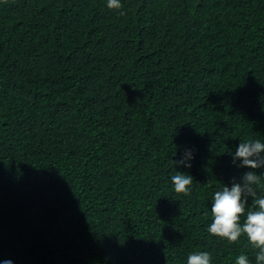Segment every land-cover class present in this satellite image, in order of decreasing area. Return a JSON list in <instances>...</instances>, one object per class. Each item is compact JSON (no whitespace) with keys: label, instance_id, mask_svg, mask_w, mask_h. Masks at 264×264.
<instances>
[{"label":"trees","instance_id":"trees-1","mask_svg":"<svg viewBox=\"0 0 264 264\" xmlns=\"http://www.w3.org/2000/svg\"><path fill=\"white\" fill-rule=\"evenodd\" d=\"M120 3L0 0V264H255L207 228L264 142V0Z\"/></svg>","mask_w":264,"mask_h":264},{"label":"clouds","instance_id":"clouds-1","mask_svg":"<svg viewBox=\"0 0 264 264\" xmlns=\"http://www.w3.org/2000/svg\"><path fill=\"white\" fill-rule=\"evenodd\" d=\"M109 9H119L120 0H107ZM233 163L238 167L250 169L242 174L240 182L234 179L231 187L224 185L214 193L211 204L212 222L207 232L215 237L236 242L241 235L247 238L255 250V264H264V194H258L257 186L264 182V172L257 174V169L264 168V142L259 139L241 140L234 153ZM191 150L186 149L180 160L174 164L191 167ZM193 177L184 172H175L171 176L174 191L187 195L193 184ZM251 198V206L248 200ZM244 217L241 221V217ZM211 254L207 251L191 252L187 264H211ZM11 264V261H3ZM235 264H250L248 257L241 254L235 258Z\"/></svg>","mask_w":264,"mask_h":264}]
</instances>
